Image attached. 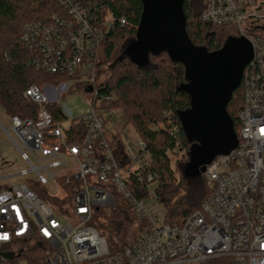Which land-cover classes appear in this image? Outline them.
Segmentation results:
<instances>
[{
  "label": "built area",
  "instance_id": "built-area-1",
  "mask_svg": "<svg viewBox=\"0 0 264 264\" xmlns=\"http://www.w3.org/2000/svg\"><path fill=\"white\" fill-rule=\"evenodd\" d=\"M56 2L62 13L25 24L19 41L29 52L27 65L58 82L23 90L37 110L34 118L9 116L20 145L0 124L36 175L0 189V236L8 237L0 239V264L8 261L4 253L12 252L13 260L35 247L44 253L36 264H264V0H203L200 19L234 27L253 53L240 82L237 145L205 166L200 176L209 193L181 224L164 222L151 173L144 187L137 186L145 143L130 147L136 156L126 154L120 138L125 119L96 84L98 49L115 23L105 0ZM74 88L91 103L79 116L55 100ZM170 124L168 135L178 145L179 127ZM116 204L133 213L135 232L111 253L91 220L96 210Z\"/></svg>",
  "mask_w": 264,
  "mask_h": 264
},
{
  "label": "trees",
  "instance_id": "trees-1",
  "mask_svg": "<svg viewBox=\"0 0 264 264\" xmlns=\"http://www.w3.org/2000/svg\"><path fill=\"white\" fill-rule=\"evenodd\" d=\"M105 4L115 23L105 32L98 49V73L109 72L99 90L111 96L109 104L123 110L138 139L145 143L141 157L142 176L137 186L144 187L148 183L144 175L151 173L156 179L153 195L163 207L164 222L181 224L209 193L200 175L186 177L183 174L191 144L185 138L177 117V111L189 107L188 95L178 89L186 82L184 68L165 52L150 54L144 67L133 64L124 51L135 38L142 10L141 0H105ZM202 5L203 0L183 2L186 31L194 44L213 51L220 48L227 37L238 36L230 25L202 21ZM62 11L56 0H0V106L8 116L15 114L21 118H34L37 107L23 98V90L30 84L41 86L46 82H58V79L27 65L29 52L20 43L19 36L25 24L48 20ZM121 18L125 23L120 24ZM242 104L240 83L226 105L235 132L238 130L237 113ZM54 116L58 118L56 113ZM171 122L179 127L178 145L168 135ZM113 146H116V140ZM176 153L177 157L172 159L171 155ZM96 211L98 215L91 223L104 236L109 251L118 252L125 243L126 229L133 221V213L121 204H116L110 214L99 209ZM36 251L37 247L29 253Z\"/></svg>",
  "mask_w": 264,
  "mask_h": 264
},
{
  "label": "water",
  "instance_id": "water-1",
  "mask_svg": "<svg viewBox=\"0 0 264 264\" xmlns=\"http://www.w3.org/2000/svg\"><path fill=\"white\" fill-rule=\"evenodd\" d=\"M184 0H141L142 10L135 38L125 54L138 67L149 55L165 52L184 68L186 82L178 89L189 97V107L177 111L182 132L191 142L183 174L199 176L214 157L226 155L237 145L234 122L226 110L232 92L253 53L244 36H229L220 48L208 51L196 45L186 31ZM8 260L13 253L3 254Z\"/></svg>",
  "mask_w": 264,
  "mask_h": 264
},
{
  "label": "rangeland",
  "instance_id": "rangeland-1",
  "mask_svg": "<svg viewBox=\"0 0 264 264\" xmlns=\"http://www.w3.org/2000/svg\"><path fill=\"white\" fill-rule=\"evenodd\" d=\"M108 75H109L108 70L102 71V73H98L96 84L99 86L101 83H103L106 80ZM46 83H44L41 86L46 85ZM55 100L57 104L66 105V107L71 111L73 116L81 115L86 110V108L90 107L91 105L87 94L78 88H74V90L63 92L59 96V98L55 97ZM113 107L120 110L126 122L125 127L121 131V136H120L121 144H122L121 147L126 152V154L134 157L137 155V150L131 152L130 154L129 149L139 140L138 134L134 130L132 125L128 123L123 110L116 107L115 105H113ZM0 124L4 127V129L9 130V134L12 137V139L16 142L17 145H20L19 139L10 130L9 116L5 113V111L1 108V106H0ZM21 150L26 154H28L31 162L34 165H38L37 162L30 155L29 151L24 146H21ZM178 154H180V152ZM171 157L172 159L174 157H177V153L171 155ZM44 163L45 161H42V164ZM137 167H138V162L131 163V169H135ZM29 168L30 166L28 162L21 158L19 150L13 144H11L6 133L0 127V189L26 182L29 179H35L36 178L35 173L29 171ZM67 168H68V164L59 167V169H52V171L57 173L58 170H59L58 172H61ZM23 171L26 172L21 174L20 172ZM153 188H154V184H151L149 187V192H151ZM148 203H153V200L152 199L148 200ZM161 206H162L161 204H158V208H160ZM99 210L105 214H110V212L112 211L111 208L106 206L101 207V209ZM96 212L94 213V216L98 215V213ZM134 232H135V227L133 226V222H131L126 229L125 241L132 238L134 236ZM43 255H44L43 251L37 248L36 252L24 253L23 256H20L13 260L5 261L2 264H34Z\"/></svg>",
  "mask_w": 264,
  "mask_h": 264
},
{
  "label": "snow or ice",
  "instance_id": "snow-or-ice-1",
  "mask_svg": "<svg viewBox=\"0 0 264 264\" xmlns=\"http://www.w3.org/2000/svg\"><path fill=\"white\" fill-rule=\"evenodd\" d=\"M261 131L264 132V129H262ZM45 235H48V232L47 231H45ZM0 239L7 240L8 237H7L6 234H4V235L0 236Z\"/></svg>",
  "mask_w": 264,
  "mask_h": 264
},
{
  "label": "crops",
  "instance_id": "crops-1",
  "mask_svg": "<svg viewBox=\"0 0 264 264\" xmlns=\"http://www.w3.org/2000/svg\"><path fill=\"white\" fill-rule=\"evenodd\" d=\"M51 97H53V94L52 95H50Z\"/></svg>",
  "mask_w": 264,
  "mask_h": 264
}]
</instances>
